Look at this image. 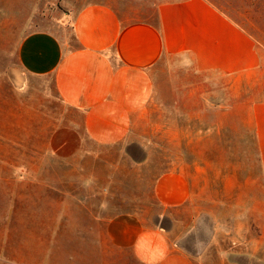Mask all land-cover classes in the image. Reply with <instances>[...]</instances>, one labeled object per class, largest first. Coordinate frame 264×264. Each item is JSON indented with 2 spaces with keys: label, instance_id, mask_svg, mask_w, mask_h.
<instances>
[{
  "label": "crops",
  "instance_id": "1",
  "mask_svg": "<svg viewBox=\"0 0 264 264\" xmlns=\"http://www.w3.org/2000/svg\"><path fill=\"white\" fill-rule=\"evenodd\" d=\"M127 10L135 7L84 0L72 7L67 24L28 31L16 49L18 79L49 84L38 90L51 91L72 114L71 125L53 126L47 135L43 128L38 136L57 160L77 155L79 138L102 155L105 148L132 145L162 83H184V110L191 108L184 123L196 124L198 160L213 158L198 162L196 173L186 164L184 172L159 175L150 195L172 215L184 209V227L170 214L171 227L146 225L136 208L109 215L103 193L95 230L87 197L38 201L44 210L80 213L84 235L100 236L105 264L110 247L128 252L135 264H264V43L210 0H159L143 20ZM42 168L38 161L35 169ZM38 180L55 190V179ZM0 264L61 262L37 257Z\"/></svg>",
  "mask_w": 264,
  "mask_h": 264
},
{
  "label": "rangeland",
  "instance_id": "2",
  "mask_svg": "<svg viewBox=\"0 0 264 264\" xmlns=\"http://www.w3.org/2000/svg\"><path fill=\"white\" fill-rule=\"evenodd\" d=\"M82 1L13 0L9 3L0 0L1 263L44 257L46 260L59 259L61 264H105L97 248L100 236L94 234L90 241L83 233L84 217L80 213L65 216L48 210L47 205L44 210L38 197L71 194L83 201L87 197L92 200L94 230L100 227L95 218L103 214L102 206L105 205L100 200L102 193L109 196L106 205L109 215L132 212L136 208L146 225L171 227L168 216L172 212L165 211L151 199L153 182L168 171L184 172L186 164L191 166V173H196L197 163L210 161L212 157L199 156L198 160L196 124L184 123V111L191 116V108L184 110V83L174 81L175 77L174 83H162L166 85L155 93L146 109V118L141 119L136 127L138 137L133 139L132 145L105 148L102 155L101 150L79 138L80 152L68 156L70 160H57L48 152L47 139L38 137L41 130L45 128L47 135L53 126L71 125L68 119L72 114L62 109L51 91L38 90L48 88L49 84L25 77L18 79L16 49L28 31L48 26L54 29L55 24H67L72 7ZM96 1L135 7V11H127L134 18L143 20L148 18L152 6L159 0ZM210 1L253 38L264 43V0ZM184 129L189 131L184 133ZM120 151H126V155H121ZM38 161L44 164V172L43 168L42 172L35 169ZM133 162L145 164L135 165ZM29 166L34 169L28 170ZM41 177L55 179V190L38 184ZM195 207L196 204L192 209ZM182 210L173 211L171 217L175 218L173 222L178 221L184 227ZM221 210L225 211L224 214L230 211L227 204H222ZM108 264L135 263L128 252L118 253L110 247Z\"/></svg>",
  "mask_w": 264,
  "mask_h": 264
}]
</instances>
